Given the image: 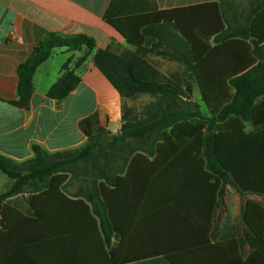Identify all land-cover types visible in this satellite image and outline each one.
Wrapping results in <instances>:
<instances>
[{
	"label": "trees",
	"instance_id": "trees-1",
	"mask_svg": "<svg viewBox=\"0 0 264 264\" xmlns=\"http://www.w3.org/2000/svg\"><path fill=\"white\" fill-rule=\"evenodd\" d=\"M240 8L235 1L219 0L159 12L152 0H112L105 20L138 49L122 55L98 50L95 66L118 90L122 104L140 95L155 103L139 118L123 105V126L116 135L100 126L97 113L82 120L87 141L78 149L51 153L33 144L34 157L24 162L0 154V171L15 181L0 195V231L13 214L21 215L5 202L30 192L37 218L55 199L83 205L99 218L109 246L114 189L162 190L167 221L183 232L163 245L173 264H264L263 204L246 202L245 237L219 241L212 233L214 213L228 185L242 195L264 197V0L252 2L246 14ZM167 23L179 32L182 48L169 55L185 64L182 81L167 78L146 60L147 52L167 44ZM62 48L92 53L96 43L86 36L46 37L19 67L16 95L0 93V101L30 110L37 69ZM71 62L63 65L49 98L61 102L80 84ZM189 76L200 86L203 105L189 98ZM64 174L84 185L76 200L62 189L69 179ZM247 245L251 254L246 256ZM112 255L110 264H119L116 253Z\"/></svg>",
	"mask_w": 264,
	"mask_h": 264
},
{
	"label": "crops",
	"instance_id": "crops-1",
	"mask_svg": "<svg viewBox=\"0 0 264 264\" xmlns=\"http://www.w3.org/2000/svg\"><path fill=\"white\" fill-rule=\"evenodd\" d=\"M111 1L0 0V93L4 96L16 95L19 67L46 37L86 36L96 43L92 53L87 49L79 52L58 49L37 69L30 110L0 101V154L24 162L34 157L33 144L51 153L78 149L87 141L80 123L95 113L100 126L114 135L121 132V95L95 66L93 57L98 50H112L122 55L136 52L138 48L128 43L105 20ZM230 1L241 6L240 14H246L256 0ZM152 2L157 11L162 12L219 0ZM166 31L167 36L163 35L167 44L147 52L146 60L169 79L183 78L185 64L169 55L178 54L182 48L179 32L171 23L166 24ZM168 33H171L172 42ZM60 55L66 59L56 61ZM69 59L72 61L70 67L77 71L81 81L66 99L58 102L48 97V91L62 76V67ZM64 175L69 179L62 184V189L64 187L70 199L76 200L78 187L70 182L72 174ZM14 184V180L0 171V195L11 190ZM114 190L115 226L109 246L105 244L99 218L83 205L61 203L55 199L44 207L43 216L37 218L31 207L34 193L23 192L10 198L5 203L21 215L13 214L5 222L6 228L0 231V264H110L112 252L116 253L119 264H173L164 254L166 248L163 245L171 238L182 237V229L167 221V209L163 203L165 193L151 189L144 192L131 188ZM235 197L228 186L223 201H226L230 214ZM221 208L214 213L212 233L219 241L245 237L247 227L245 225V230H240L236 214L230 217L228 225H223L225 218L220 216ZM248 250L249 245L245 248V255Z\"/></svg>",
	"mask_w": 264,
	"mask_h": 264
},
{
	"label": "rangeland",
	"instance_id": "rangeland-1",
	"mask_svg": "<svg viewBox=\"0 0 264 264\" xmlns=\"http://www.w3.org/2000/svg\"><path fill=\"white\" fill-rule=\"evenodd\" d=\"M170 41L172 42L173 40L170 39ZM66 59V57L64 55H60V58L56 61H64ZM176 72V71H175ZM180 76L181 71L179 70L177 72ZM170 75H172L171 73H169ZM185 78V76L183 78H180L182 81ZM179 80V79H178ZM188 81L190 83V92H189V98L192 99L193 103L197 104V105H203L202 104V96H201V92H200V88L199 85L197 83V80L195 77H188ZM182 88H185V93L187 94V89L186 87H183V84L181 83L180 85ZM155 101L154 98L149 96V95H140L138 96L136 99L131 100V101H125L122 104L125 106L124 110L125 112H129V110L133 111V115L136 116V118H139V115H141L142 113H144L147 109H150L153 105H154ZM247 130L248 131H252L253 128L250 124H247ZM135 145L137 146V143H135ZM76 186L78 188H82L84 185L81 183H76ZM229 186V191H232V193L234 194L235 199L232 202V209L233 212L230 214L229 211V207L226 205V201H223V205L220 211V216L221 218H225V220H222L223 225H228L229 224V219H231L230 217L233 216L234 214H236L235 216L237 217V221H238V227L240 228L241 231L245 230V221L243 219V211L246 205V202L248 200H255L261 204L264 205V197H260V196H253L250 195L252 197V199H248V197H244L243 195H240L239 192H237V190L232 186V185H228ZM229 212V213H227ZM225 214V215H224ZM233 221V220H232ZM247 230V228H246ZM250 251H251V247L249 246ZM250 251L248 250L246 252V256L250 253Z\"/></svg>",
	"mask_w": 264,
	"mask_h": 264
},
{
	"label": "water",
	"instance_id": "water-1",
	"mask_svg": "<svg viewBox=\"0 0 264 264\" xmlns=\"http://www.w3.org/2000/svg\"><path fill=\"white\" fill-rule=\"evenodd\" d=\"M189 92H190V90H189Z\"/></svg>",
	"mask_w": 264,
	"mask_h": 264
}]
</instances>
